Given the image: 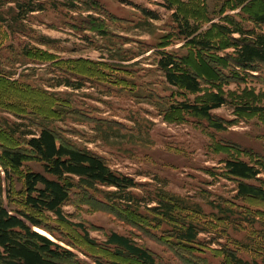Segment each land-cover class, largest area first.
Listing matches in <instances>:
<instances>
[{
  "label": "rangeland",
  "instance_id": "rangeland-1",
  "mask_svg": "<svg viewBox=\"0 0 264 264\" xmlns=\"http://www.w3.org/2000/svg\"><path fill=\"white\" fill-rule=\"evenodd\" d=\"M187 1L194 8V0ZM233 2L199 0L206 16L194 11L192 17L204 21L203 32L229 43L228 36L218 31L219 24L234 27L233 21L256 27L249 20L250 9ZM29 3L44 8L29 13L20 7ZM168 4L169 0H0V167H5L4 145L17 144L4 131L5 123H34L35 129L36 121H43L136 180L132 191L138 201L132 205L108 200L100 190H87L86 197L77 188L75 203L64 205L69 222L52 212L40 216L62 239L60 243L74 251L79 264L98 260L140 264L103 244L111 232L150 249L158 264H189L187 260L232 264L227 252L264 264V201L239 197V179L225 166L234 158L261 167L259 178L248 182L264 188V112L249 109L264 105V66L258 71L235 66L230 47L201 51L188 45L177 34L173 16L181 6L175 3L170 9ZM41 51L56 58L40 60L35 54ZM165 54L174 56L182 69L198 73L200 92L168 82L158 67ZM78 58L103 63L105 77L75 74L56 63ZM105 64L115 69H105ZM66 77L84 86L55 85ZM213 93L226 101L211 110L213 119L175 107L182 101L203 104ZM27 168L42 170L38 162L29 161L0 176L1 197L11 210L26 209L22 173ZM162 192L169 196H160ZM171 195L179 205L167 219L152 207ZM182 220L203 229L198 242L178 243L176 231ZM72 223H83L96 243ZM36 230L57 240L48 231Z\"/></svg>",
  "mask_w": 264,
  "mask_h": 264
},
{
  "label": "trees",
  "instance_id": "trees-1",
  "mask_svg": "<svg viewBox=\"0 0 264 264\" xmlns=\"http://www.w3.org/2000/svg\"><path fill=\"white\" fill-rule=\"evenodd\" d=\"M232 1L236 7L243 6L250 9L249 20L255 23L256 27H243L233 21L231 22L234 27L219 24L218 31L230 39V42L226 44L221 39L215 40L209 32H203L202 23L204 21L192 17L194 11L196 14L198 12L199 17L206 16L204 7L201 5L202 9L199 5V0H194V8H191L189 5L191 3L187 0H169L170 7L168 8L174 9L175 3L181 6L182 10L179 7L176 8L173 16L177 34L184 38L188 45L197 47L201 51L233 48L230 57L235 66L244 70L258 71L261 69L260 67L264 66V0ZM23 6L29 13L44 8L41 5L36 6L30 3L20 7ZM184 9L188 13H181ZM222 9L224 11L226 8ZM149 15L157 18L151 11ZM98 32L104 35L109 33V31ZM235 33L240 36L233 37ZM41 52V55L35 54L40 60L51 61L56 58L50 51ZM212 57L220 59L215 55ZM56 63L66 66V70L69 72L83 76L90 75V77L102 79L106 75L104 69H101L103 63H96L88 59H60ZM85 65L88 67L85 68ZM89 65L91 66L89 67ZM112 66L111 64L106 65L105 69L114 68ZM158 67L165 72L170 84L193 93L201 91L202 83L198 73L191 72L190 69H182L174 56L166 54L162 56L158 61ZM2 81L3 79L0 78V82ZM55 85H66L79 89L84 86V83L66 77ZM225 102L223 95L213 93L211 99L203 104L182 101L175 107L213 119L211 110L222 106ZM249 109L264 112V105L253 106ZM36 122L35 129H32L31 126L34 123L27 124L22 121L6 122L4 125V131L13 137L17 144L14 147L4 145L1 158L4 160L5 167H0V176L5 173L8 175L10 167L21 168L29 161L38 162L42 170L27 168L22 173L23 205L26 209H9L0 193V264H79L78 256L74 251L60 243L62 239L55 235L52 228L44 224L40 216L45 212H52L60 221L69 222L64 205L70 200L75 203L73 195L78 192L77 188L83 190L86 197H89L86 193L87 190H100L108 200H124L127 204L132 205L133 202L137 203L138 201L132 191V188L137 186V182L132 176L114 170L103 156L92 149L79 146L66 139L56 128L43 121ZM214 126L223 128L221 125ZM225 166L230 176L239 179L237 188L239 197H254L264 201V188L248 182L259 178L258 175L262 173L261 167L234 158L227 159ZM100 186L115 187L116 189L102 191ZM166 195L169 196L162 192L160 196L165 197ZM177 205H179V201L174 195H171L168 199L160 198L159 205L152 207V210L169 219L172 218ZM222 210L225 211V209ZM198 212L201 213V210L199 209ZM72 224L85 233L89 242L96 243L95 239L89 237L88 230L83 223ZM181 224L182 226L178 227L176 231L178 243L186 246L191 242H198L199 233L203 229H199L193 222L182 220ZM36 227L55 235L57 240H53L42 231L39 232ZM103 244L115 247L117 254L131 257L140 264H158L156 255L150 249L138 244L125 234L111 232ZM226 256L228 262L232 264H259L257 260H244L234 252H227ZM97 262L98 264H123L103 260ZM187 262L195 264L190 260Z\"/></svg>",
  "mask_w": 264,
  "mask_h": 264
}]
</instances>
